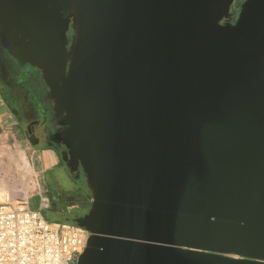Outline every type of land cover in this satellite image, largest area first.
I'll return each instance as SVG.
<instances>
[{"label": "water", "instance_id": "water-1", "mask_svg": "<svg viewBox=\"0 0 264 264\" xmlns=\"http://www.w3.org/2000/svg\"><path fill=\"white\" fill-rule=\"evenodd\" d=\"M230 1L0 0L91 195L76 264H264V0Z\"/></svg>", "mask_w": 264, "mask_h": 264}, {"label": "flooded vegetation", "instance_id": "flooded-vegetation-1", "mask_svg": "<svg viewBox=\"0 0 264 264\" xmlns=\"http://www.w3.org/2000/svg\"><path fill=\"white\" fill-rule=\"evenodd\" d=\"M238 15L224 21L235 22ZM223 21V22H224ZM75 32L70 20L63 32L67 46L73 41ZM0 87L14 115L18 118L17 132L32 148H52L61 154V162L46 171L44 192L47 197L46 209L53 210L59 217L74 218L73 207L63 210L59 203L63 194H59V175L67 183L84 181L82 168L70 159L64 143L56 137L63 116L53 103L56 97L45 79L43 66L26 51L13 47L0 33ZM35 92V95H34ZM64 183V181H63ZM44 208V209H45Z\"/></svg>", "mask_w": 264, "mask_h": 264}, {"label": "built area", "instance_id": "built-area-1", "mask_svg": "<svg viewBox=\"0 0 264 264\" xmlns=\"http://www.w3.org/2000/svg\"><path fill=\"white\" fill-rule=\"evenodd\" d=\"M90 232L0 193V264H76Z\"/></svg>", "mask_w": 264, "mask_h": 264}, {"label": "rangeland", "instance_id": "rangeland-1", "mask_svg": "<svg viewBox=\"0 0 264 264\" xmlns=\"http://www.w3.org/2000/svg\"><path fill=\"white\" fill-rule=\"evenodd\" d=\"M244 1L231 0L227 14L233 16L234 13H237L238 15ZM53 104L57 108V104ZM14 120L16 121L15 140L12 144L0 149V193L3 199L6 195H9L13 200H24L34 207H39L41 204H47V197L44 192L43 170L35 166V160L32 157V152H30L27 140L22 135L19 136L17 132L18 118L15 116ZM83 182L86 185L85 179ZM43 214L50 220L60 219L50 209L45 208Z\"/></svg>", "mask_w": 264, "mask_h": 264}, {"label": "crops", "instance_id": "crops-1", "mask_svg": "<svg viewBox=\"0 0 264 264\" xmlns=\"http://www.w3.org/2000/svg\"><path fill=\"white\" fill-rule=\"evenodd\" d=\"M15 115L13 110L11 109L7 99L4 97L1 87H0V149L1 147H5L8 144H12L15 140ZM28 143V141H27ZM29 149V148H28ZM30 152H32V157L35 160V166L40 170H43V183L45 182V174L46 171L55 165L60 164L61 162V154L57 153L56 150L52 148H32L30 146ZM62 180L61 175H59V194H63V200L59 203V207L63 210H69L70 207H73V211L78 213L83 211H87L90 207V199L91 195L89 190L87 189L84 182L73 181L67 183V181ZM46 204V203H45ZM45 204H41L38 208H40L43 212L45 208ZM45 205V206H44ZM60 221L72 222V218L65 219L59 217Z\"/></svg>", "mask_w": 264, "mask_h": 264}]
</instances>
